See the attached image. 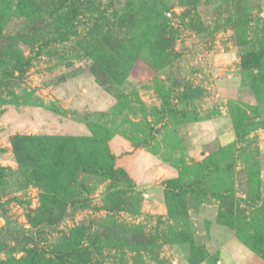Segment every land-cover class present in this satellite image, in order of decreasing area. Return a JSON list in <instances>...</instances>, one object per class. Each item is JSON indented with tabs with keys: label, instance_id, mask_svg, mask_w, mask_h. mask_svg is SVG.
Listing matches in <instances>:
<instances>
[{
	"label": "rangeland",
	"instance_id": "1",
	"mask_svg": "<svg viewBox=\"0 0 264 264\" xmlns=\"http://www.w3.org/2000/svg\"><path fill=\"white\" fill-rule=\"evenodd\" d=\"M232 262L264 264V0H0V264Z\"/></svg>",
	"mask_w": 264,
	"mask_h": 264
},
{
	"label": "trees",
	"instance_id": "2",
	"mask_svg": "<svg viewBox=\"0 0 264 264\" xmlns=\"http://www.w3.org/2000/svg\"><path fill=\"white\" fill-rule=\"evenodd\" d=\"M160 10H162V9H160ZM160 10H157L156 12H158V11H160ZM155 16H156L157 19L160 20L161 22H163V23L166 22L160 13H157V14L155 13ZM157 19H155V20H157ZM162 27L165 28L166 25H163ZM169 188H170V187H169Z\"/></svg>",
	"mask_w": 264,
	"mask_h": 264
},
{
	"label": "crops",
	"instance_id": "3",
	"mask_svg": "<svg viewBox=\"0 0 264 264\" xmlns=\"http://www.w3.org/2000/svg\"><path fill=\"white\" fill-rule=\"evenodd\" d=\"M143 158V159H142ZM148 159V160H147ZM147 159H145V157L143 156V157H141V161H143L144 163H147L148 164V162L150 161V159L149 158H147ZM146 172V171H145ZM236 245H234V246H236V247H238V245H237V243H235ZM233 264H234V262H232Z\"/></svg>",
	"mask_w": 264,
	"mask_h": 264
}]
</instances>
